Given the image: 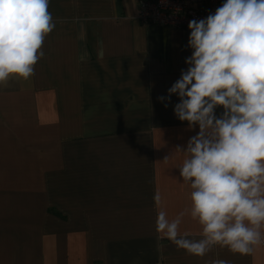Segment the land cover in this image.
Listing matches in <instances>:
<instances>
[{"label":"crops","instance_id":"obj_1","mask_svg":"<svg viewBox=\"0 0 264 264\" xmlns=\"http://www.w3.org/2000/svg\"><path fill=\"white\" fill-rule=\"evenodd\" d=\"M49 11L35 75L0 85V264H264V246L199 257L156 231L157 189L170 220L191 203L177 149L199 126L177 118L178 95L158 99L188 67L190 32L142 23L138 0ZM180 231L201 227L186 215Z\"/></svg>","mask_w":264,"mask_h":264},{"label":"clouds","instance_id":"obj_2","mask_svg":"<svg viewBox=\"0 0 264 264\" xmlns=\"http://www.w3.org/2000/svg\"><path fill=\"white\" fill-rule=\"evenodd\" d=\"M49 4L0 0V85L35 75L45 38L56 27ZM188 27V67L168 97L158 99L178 95L177 118L190 129L199 126L186 149H177L184 154L177 167L191 203L170 220L157 189L156 231L194 256L215 246L253 255L264 246V0H224L214 14L192 19ZM186 215L200 225L199 233L180 231Z\"/></svg>","mask_w":264,"mask_h":264},{"label":"built area","instance_id":"obj_3","mask_svg":"<svg viewBox=\"0 0 264 264\" xmlns=\"http://www.w3.org/2000/svg\"><path fill=\"white\" fill-rule=\"evenodd\" d=\"M139 19L144 24H158L190 32L192 19L206 18L222 5L224 0H138Z\"/></svg>","mask_w":264,"mask_h":264}]
</instances>
